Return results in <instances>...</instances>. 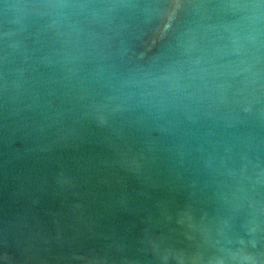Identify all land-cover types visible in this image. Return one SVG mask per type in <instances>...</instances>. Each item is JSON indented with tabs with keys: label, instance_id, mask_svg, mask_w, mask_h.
Here are the masks:
<instances>
[{
	"label": "water",
	"instance_id": "water-1",
	"mask_svg": "<svg viewBox=\"0 0 264 264\" xmlns=\"http://www.w3.org/2000/svg\"><path fill=\"white\" fill-rule=\"evenodd\" d=\"M0 264H264V0H0Z\"/></svg>",
	"mask_w": 264,
	"mask_h": 264
}]
</instances>
